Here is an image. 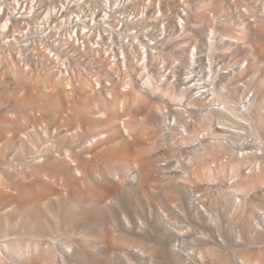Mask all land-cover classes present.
<instances>
[{
	"label": "built area",
	"instance_id": "obj_1",
	"mask_svg": "<svg viewBox=\"0 0 264 264\" xmlns=\"http://www.w3.org/2000/svg\"><path fill=\"white\" fill-rule=\"evenodd\" d=\"M260 24L264 0H0V58L65 80L88 69L97 90L147 91L177 142L164 166L181 169L168 174L189 177L192 154L211 165L210 197L237 195L232 186L264 165V61L247 54Z\"/></svg>",
	"mask_w": 264,
	"mask_h": 264
},
{
	"label": "bare ground",
	"instance_id": "obj_2",
	"mask_svg": "<svg viewBox=\"0 0 264 264\" xmlns=\"http://www.w3.org/2000/svg\"><path fill=\"white\" fill-rule=\"evenodd\" d=\"M263 38L264 24H260L252 48L247 49L254 64L264 61ZM1 59L0 215L4 210L6 213L3 219L0 218V229L3 228L5 233L4 241L0 242V264H64L66 258L79 264H109L115 252L130 249L133 252L137 249L142 257L153 259V249L144 237L136 244L125 236H117L110 228L98 231L90 226L89 232L78 237L76 243L67 237L57 242L58 246L48 234L41 241L40 238L33 239L31 234L12 237L16 231L9 227L13 225L11 218L14 215L16 219L26 215L30 227L44 230L40 223L34 221L44 216L41 208L53 201L50 196L58 201L63 215L65 212H70L67 217H73L74 213L83 215L90 225H100L98 217L85 215L88 210L107 208L109 202L115 200V192L136 183L138 188L148 187L149 192H158L167 204L175 205L181 215L190 218L195 212L199 217L207 214L212 217L211 225L218 224L220 215L216 206L220 199L215 202L216 206L209 199V185L215 181L211 165L193 160L190 154L192 166H185L189 168V177L179 173L168 174L172 172L167 171L171 168L181 169L176 162L169 167L164 166L166 159L177 155L174 151L177 142L170 146L162 129L158 128L161 107L149 98L147 91L133 88L122 93L106 85L97 90L88 69L86 72L77 68L75 79L65 80L43 69L28 72L24 68L5 66ZM101 61L105 72H109L110 60L104 56ZM111 71L116 75L122 69ZM143 82L145 87L151 86L145 78ZM126 85L132 84L127 82ZM151 89L156 94L164 92L154 84ZM108 96H112L111 99ZM138 105H144L146 113L143 111V117L136 119ZM261 108H264V90ZM152 115H155L154 119ZM155 130L159 131V137H154L158 135H155ZM239 166H234L235 171ZM156 180L160 183L158 188L154 183ZM232 189L238 194L231 195L227 191L220 194L229 212L237 213L246 222L249 230L246 235L263 232L264 165L260 174L242 178ZM172 191L188 193V203L196 210L190 215L186 205L175 202ZM61 194H64L65 204ZM167 216L171 218L168 213ZM127 219L129 227L135 230L132 218L127 216ZM64 223L69 224L68 221ZM184 229L174 228V232L179 234ZM240 233L244 242V232L240 230ZM177 236L180 241L182 235ZM222 237L223 241H217L229 243L228 237ZM211 242L214 241L211 239ZM99 244L103 250L98 254ZM192 249L195 250L197 264H229L224 262L215 244L197 245ZM236 260L242 264H264V250L243 249Z\"/></svg>",
	"mask_w": 264,
	"mask_h": 264
},
{
	"label": "rangeland",
	"instance_id": "obj_3",
	"mask_svg": "<svg viewBox=\"0 0 264 264\" xmlns=\"http://www.w3.org/2000/svg\"><path fill=\"white\" fill-rule=\"evenodd\" d=\"M262 40L264 41V38ZM143 106L144 105H138L135 111L136 119H138L139 116L143 117V111L145 112L146 109V107L144 106V109ZM36 108L37 107L33 110L35 111L34 114L36 113ZM26 111L27 110H25L24 113H27ZM33 111L31 112L33 113ZM154 116L152 115V119H154ZM30 117L31 116L28 118ZM149 119H151L150 115ZM144 122L147 123V121ZM158 130L154 132L156 133ZM158 132L155 135H157ZM154 137H159V134ZM154 183L157 185V188L160 187V185H158L160 184L158 180ZM152 188L154 189L155 187L153 186ZM172 194L176 203L179 205L184 204L189 208L190 215L196 210L195 207L191 208L188 203V193L180 192L177 194L172 191ZM60 197L62 198L63 204H65L64 194H61ZM114 197L115 200L110 201L107 208H103L102 210L90 208V210H88L85 214L86 216L91 215L100 219V225H90L87 217L83 215L76 216L74 213L72 215L75 217H67L70 212H65L66 215H63L57 204L58 201L50 196L53 201L49 204L46 200L47 204L41 208L44 216L39 218V220L37 219L38 221L36 219L34 221L40 223L44 230L39 231L36 227H30L26 215H21V218L18 217L17 219L14 215V217L11 218V221H14L12 223L14 226L11 225L9 229H15L16 234L11 236L19 237L25 234H31L33 239L38 240L40 238L39 240L41 241L44 240V235L48 234L50 237L54 238V243H60V241H64L67 237L71 238L72 241L76 243L78 241L77 238L88 233L89 227L93 226L96 227L98 231H104L110 228L117 236H125L130 241H135L136 244L144 237L153 249V259L142 257L139 252L138 255L137 249L134 250L135 252L130 249L123 252H115L109 264H174L177 261H182L183 264H197L198 260L195 256V250L192 248L197 245L205 246L207 243L217 245L222 258H224V262L229 264H242V261L236 260V256L243 249L247 248L248 250L251 249L258 252L264 250V231H259L254 236L246 235L249 231L246 222L242 221L237 213L229 212L225 200L221 195L209 198L214 203V206H216L215 202L220 199V204L216 206L218 214L220 215V220L215 226L209 223V221H212V217H208L207 214L199 217L197 212H195L193 217L187 218L185 215H181L180 211L175 212V208L177 207L167 204V201L164 198L162 199L158 192H149L148 187L138 188L136 183L126 186L122 191L115 192ZM5 213L4 210V213L2 212L0 215L1 219L5 217ZM167 213L171 218H168ZM126 215L134 221L136 225L135 230L129 227ZM139 217L142 219L139 220ZM57 219H60V222ZM66 221H68L69 224L65 225L64 222ZM137 221L139 222L138 227ZM142 221L145 222V224H143ZM109 223L110 226H108ZM174 228L185 229L177 234L178 232H174L176 231ZM2 229H0V242L5 239V233H3L4 231ZM240 230L244 232V242L241 241ZM12 232L13 231H11V233ZM176 234L179 236L182 235L180 241H178V236ZM31 236H29V238ZM222 236L228 237L229 243L218 242L217 240L223 241L224 238ZM211 239L214 242H211ZM59 243L55 246H58ZM102 250L103 247L99 244L97 251H95L99 254ZM64 264L79 263L74 262L73 259L69 260V258H66Z\"/></svg>",
	"mask_w": 264,
	"mask_h": 264
}]
</instances>
